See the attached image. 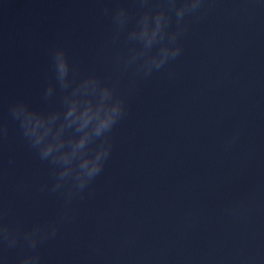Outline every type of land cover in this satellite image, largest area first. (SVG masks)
<instances>
[{
    "label": "water",
    "instance_id": "95a60500",
    "mask_svg": "<svg viewBox=\"0 0 264 264\" xmlns=\"http://www.w3.org/2000/svg\"><path fill=\"white\" fill-rule=\"evenodd\" d=\"M119 3L134 21L137 0H0L3 221L59 224L39 264H264V0H206L181 55L147 78L115 63ZM56 45L127 101L101 173L68 204L10 113L58 104L43 97ZM27 251L0 241V264Z\"/></svg>",
    "mask_w": 264,
    "mask_h": 264
},
{
    "label": "clouds",
    "instance_id": "9594fccd",
    "mask_svg": "<svg viewBox=\"0 0 264 264\" xmlns=\"http://www.w3.org/2000/svg\"><path fill=\"white\" fill-rule=\"evenodd\" d=\"M137 3L140 11L134 21L123 3L112 10L115 26L112 41L123 34L127 45L126 54L116 56L115 63L124 71L133 68V77L147 78L181 55L180 39L187 30L185 18L198 14L206 0H137ZM51 67L54 79L46 84L43 97L51 100L58 95V104L36 108L20 99L11 105L10 113L29 147L41 162L51 167L50 190L66 189L68 204L101 173L112 150V132L127 114V101L119 80L109 81L96 73L82 75L62 45L51 49ZM6 134L7 128L0 127V136ZM4 211L0 209V241L13 247L22 240L28 251L19 257L17 264H39L38 244L55 237L59 224L36 223L22 231L18 225L3 221Z\"/></svg>",
    "mask_w": 264,
    "mask_h": 264
}]
</instances>
